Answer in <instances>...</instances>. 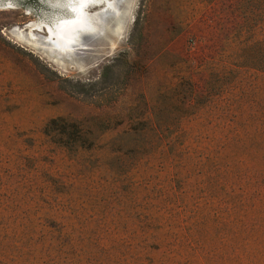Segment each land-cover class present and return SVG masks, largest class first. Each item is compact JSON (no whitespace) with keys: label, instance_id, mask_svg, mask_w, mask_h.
<instances>
[{"label":"rangeland","instance_id":"1","mask_svg":"<svg viewBox=\"0 0 264 264\" xmlns=\"http://www.w3.org/2000/svg\"><path fill=\"white\" fill-rule=\"evenodd\" d=\"M14 1L0 2V264H264V24L245 43L239 0H118L60 51L44 28L18 36L48 0ZM57 116L82 123L84 147L44 132Z\"/></svg>","mask_w":264,"mask_h":264},{"label":"bare ground","instance_id":"2","mask_svg":"<svg viewBox=\"0 0 264 264\" xmlns=\"http://www.w3.org/2000/svg\"><path fill=\"white\" fill-rule=\"evenodd\" d=\"M49 4L55 8L49 21L47 18L39 22L32 21L29 24L28 32L23 35L20 29L18 36L34 43L35 38L31 29L44 28L45 40L50 42L55 50L65 51L71 47V44L78 42L83 33L95 31L103 25L107 26L101 11L107 10L113 13L118 6V0H49ZM5 5L11 4L7 2ZM94 5H103L102 10L89 12V7ZM114 31H118V28ZM27 33L28 35L25 36Z\"/></svg>","mask_w":264,"mask_h":264},{"label":"trees","instance_id":"3","mask_svg":"<svg viewBox=\"0 0 264 264\" xmlns=\"http://www.w3.org/2000/svg\"><path fill=\"white\" fill-rule=\"evenodd\" d=\"M238 8L244 21V32L247 33L248 38L245 39V43L249 40L252 33L259 28L260 24H264V0H239ZM248 39V40H247ZM244 43V44H245ZM257 44L256 56L259 58L261 67L264 66V40H257L253 45ZM254 46L246 44L242 48V53L250 54ZM107 69H110L108 66ZM69 125V127H67ZM81 122H66L63 117L57 116L51 118L45 125L44 132L51 135L55 142L68 148H76L78 146L84 147L86 137L81 130ZM89 148V146H85Z\"/></svg>","mask_w":264,"mask_h":264},{"label":"water","instance_id":"4","mask_svg":"<svg viewBox=\"0 0 264 264\" xmlns=\"http://www.w3.org/2000/svg\"><path fill=\"white\" fill-rule=\"evenodd\" d=\"M3 0H0V2H2ZM6 1V0H5ZM8 2H10V4H14V3H16L14 0H9ZM48 4H49V0H48ZM5 5V4H4ZM55 11V8L54 7H52L50 4H49V12H44L43 14V16L46 18L47 17V21H49V17H50V15H52L53 14V12ZM40 17V16H39ZM74 44V43H73ZM73 44H71V45H73Z\"/></svg>","mask_w":264,"mask_h":264}]
</instances>
